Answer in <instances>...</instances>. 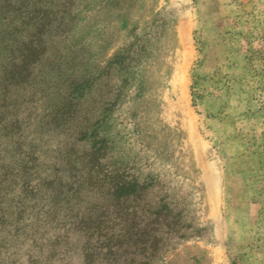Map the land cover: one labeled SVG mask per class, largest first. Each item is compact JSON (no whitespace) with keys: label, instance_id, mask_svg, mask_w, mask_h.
<instances>
[{"label":"rangeland","instance_id":"obj_1","mask_svg":"<svg viewBox=\"0 0 264 264\" xmlns=\"http://www.w3.org/2000/svg\"><path fill=\"white\" fill-rule=\"evenodd\" d=\"M79 16L108 168L168 208L164 249L126 247L124 264H264V0H88Z\"/></svg>","mask_w":264,"mask_h":264},{"label":"trees","instance_id":"obj_2","mask_svg":"<svg viewBox=\"0 0 264 264\" xmlns=\"http://www.w3.org/2000/svg\"><path fill=\"white\" fill-rule=\"evenodd\" d=\"M87 3L0 0V264H124L167 244L168 208L105 160L102 84L74 39Z\"/></svg>","mask_w":264,"mask_h":264}]
</instances>
